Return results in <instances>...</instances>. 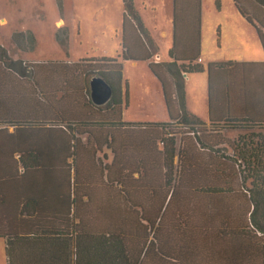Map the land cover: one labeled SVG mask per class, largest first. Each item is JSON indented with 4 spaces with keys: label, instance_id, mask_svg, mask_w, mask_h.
I'll return each instance as SVG.
<instances>
[{
    "label": "trees",
    "instance_id": "obj_1",
    "mask_svg": "<svg viewBox=\"0 0 264 264\" xmlns=\"http://www.w3.org/2000/svg\"><path fill=\"white\" fill-rule=\"evenodd\" d=\"M173 1L170 62L151 61L156 50L132 0H122L117 59L43 65L0 47L6 264H264V61L200 64L201 0ZM231 1L264 57V0ZM11 39L33 48L29 32ZM126 61L148 62L166 123L122 120ZM40 67L59 79L53 93H38L40 115L36 104L27 117L3 115L8 78L37 87ZM204 71L208 125L185 108L186 77ZM95 77L113 90L101 106L89 96Z\"/></svg>",
    "mask_w": 264,
    "mask_h": 264
},
{
    "label": "rangeland",
    "instance_id": "obj_2",
    "mask_svg": "<svg viewBox=\"0 0 264 264\" xmlns=\"http://www.w3.org/2000/svg\"><path fill=\"white\" fill-rule=\"evenodd\" d=\"M139 7L148 25L160 23L163 12L159 8L153 12L150 7L146 10L141 4ZM117 9L116 0H0V19L5 18L4 24H7L0 26V41L11 31H30L35 35L36 45L24 54L28 59L41 61L53 57L80 62L106 57L104 51L117 59L121 52L118 43L113 45L111 38L118 41L120 36L112 30L109 34L107 30L114 28L111 26ZM60 20L62 23L58 25ZM68 27L71 34L66 36ZM158 37V53L166 61V44ZM55 41L60 45L58 49L54 47ZM240 55L242 59L263 56L254 30L240 18L231 0H218V8L216 0H201L200 57L237 60ZM121 63L128 100L123 120L131 124L166 123L168 115L160 83L144 63ZM198 76L201 75L193 78ZM204 76V82L186 84L185 93L194 104L201 97L203 111L207 112V78ZM0 264H6L3 239H0Z\"/></svg>",
    "mask_w": 264,
    "mask_h": 264
},
{
    "label": "crops",
    "instance_id": "obj_3",
    "mask_svg": "<svg viewBox=\"0 0 264 264\" xmlns=\"http://www.w3.org/2000/svg\"><path fill=\"white\" fill-rule=\"evenodd\" d=\"M141 2V3H140ZM173 0H172V9H171V0H132V3L134 5V8L137 10L139 18H140V23L143 27V29L146 32V36L147 38L152 42L153 47L155 48V55L151 58V61L154 62L155 56H157L158 61L159 62H170L171 60L168 58L167 55V60L164 61L161 56L158 53V49H159V45H158V41L156 40V36L158 35L159 39H163L166 44V50H167V54L169 49L172 46V38H173V24H172V31H171V23L173 21ZM116 4H117V12L114 14V19H113V24L111 27H114L113 29H107L108 33L110 34V32L112 33V31H115L117 34H119L120 39H118V41L114 40L111 38V41H113V45L116 46V44L118 43L119 45V51L121 52V24H122V17H123V13H124V9H123V2L122 0H116ZM142 5L143 8L146 10V7H150V9L153 12H156L157 8L160 9L161 12H163V17L160 20L159 24H155L153 26L148 25L146 19L144 18L143 14L140 11V7L139 5ZM237 12V11H236ZM172 15V17H171ZM1 20H4V23H6V19L5 18H1L0 19V26H5L7 24H3L1 25ZM59 22L62 23V21L60 20ZM169 22H171L169 24ZM110 28V27H109ZM117 29H119V31H117ZM112 30V31H111ZM17 32H21V31H11L9 33V35L7 37H3L4 41H0V47L4 48L5 50H7V52L9 53V56L12 57V59H16L18 60V57L21 58L22 61L28 62V63H38V64H57V63H64V64H73L76 63L74 61H71L69 59H57V58H47L41 61L38 60H32V59H28L26 58V56L24 55L26 52H28L27 50L24 51L25 47L21 46V50H18L15 48L14 44L12 43V35L14 33ZM29 33L32 34L33 38H34V44L33 47H35L36 42H35V35L34 33L27 31ZM67 36L71 34V30L69 29V27L67 28ZM171 40V41H170ZM116 41V43L114 42ZM200 42H201V13H200ZM55 45V49H58V41L54 42ZM60 46V45H59ZM115 48V47H114ZM66 50H67V46H66ZM106 52V57H100V58H108V59H114V57H109L107 53L108 51H104ZM118 52V51H115ZM120 55V54H119ZM118 55V56H119ZM118 58V57H117ZM239 59L237 60H229V59H211V60H204L202 57H199L198 62L204 66H207L208 64H212V63H227V62H236V63H261L264 61V57L262 56L260 57H244L245 59H242V55H240L238 57ZM91 59H99V58H88V60ZM200 60V61H199ZM126 62H130V61H126ZM197 62V61H196ZM133 64L136 63H144L145 66H147L148 68V62H130ZM123 65V63H122ZM49 68L48 67H40L38 70V76H37V87H35L34 83L28 79V78H21L18 76H12L11 78H8V80L6 81V89L4 91V97H5V101H4V109H3V115H8V116H20V117H27L30 113V107H33L34 104H36L38 107H36V111H38L37 115H40V108L39 106L44 104V101L41 98V95L38 94L39 92L45 94V96L49 95V92H54L55 87L58 88L59 86V79L58 78H50L48 76H44V72L48 71ZM197 75H201L198 76V78H193V77H197ZM204 75H206L207 78V83H208V74L207 71H204L202 73L199 74H190L186 77V83L190 85L192 82H204ZM215 80L216 83L219 84V79L221 80V74H215ZM219 78V79H218ZM208 87V84H207ZM54 96V94H53ZM207 106H208V102H207ZM203 107H204V100L201 99V97L197 98L196 103L194 104L193 102L190 101V97H188V94L185 93V108L186 111L196 117L197 119H199L201 122L205 123L206 125H208L209 123V114H208V107H207V112L203 111ZM124 112V111H123ZM46 115L48 114V112L45 113ZM122 120H123V116H122ZM124 121V120H123ZM125 122V121H124ZM12 129H10L11 131ZM238 131H233V130H226L224 131V135L227 136H231V135H235L237 134Z\"/></svg>",
    "mask_w": 264,
    "mask_h": 264
},
{
    "label": "water",
    "instance_id": "obj_4",
    "mask_svg": "<svg viewBox=\"0 0 264 264\" xmlns=\"http://www.w3.org/2000/svg\"><path fill=\"white\" fill-rule=\"evenodd\" d=\"M88 87L90 100L95 106L104 105L113 94L111 86L98 77L90 79Z\"/></svg>",
    "mask_w": 264,
    "mask_h": 264
},
{
    "label": "bare ground",
    "instance_id": "obj_5",
    "mask_svg": "<svg viewBox=\"0 0 264 264\" xmlns=\"http://www.w3.org/2000/svg\"><path fill=\"white\" fill-rule=\"evenodd\" d=\"M1 24H2V25L4 24V20H1ZM57 24L60 25L61 22L58 21Z\"/></svg>",
    "mask_w": 264,
    "mask_h": 264
},
{
    "label": "built area",
    "instance_id": "obj_6",
    "mask_svg": "<svg viewBox=\"0 0 264 264\" xmlns=\"http://www.w3.org/2000/svg\"><path fill=\"white\" fill-rule=\"evenodd\" d=\"M199 61H200V60H199ZM154 62H155V63H158V62H159L157 56H155Z\"/></svg>",
    "mask_w": 264,
    "mask_h": 264
}]
</instances>
